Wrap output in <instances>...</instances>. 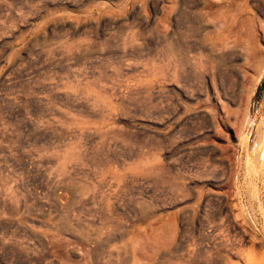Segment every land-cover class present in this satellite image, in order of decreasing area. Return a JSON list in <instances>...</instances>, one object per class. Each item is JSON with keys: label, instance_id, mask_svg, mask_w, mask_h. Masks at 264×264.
Instances as JSON below:
<instances>
[{"label": "rangeland", "instance_id": "rangeland-1", "mask_svg": "<svg viewBox=\"0 0 264 264\" xmlns=\"http://www.w3.org/2000/svg\"><path fill=\"white\" fill-rule=\"evenodd\" d=\"M262 11L0 0V264H264V66L206 104L167 46L249 19L264 57Z\"/></svg>", "mask_w": 264, "mask_h": 264}, {"label": "bare ground", "instance_id": "bare-ground-1", "mask_svg": "<svg viewBox=\"0 0 264 264\" xmlns=\"http://www.w3.org/2000/svg\"><path fill=\"white\" fill-rule=\"evenodd\" d=\"M155 3H158V2L156 1ZM263 14H264V12H263ZM260 20H262V19H260ZM224 23L226 26H222V25H224ZM224 23L222 22L221 25L219 24L220 27H218L216 24H213L216 27L214 28V26H213V29H211L209 31L208 28L206 27V25H203L200 22H196L195 24L193 23L194 25H192L191 28H189L190 29L189 34L192 35L195 38V40H193L191 42H186L184 40V41H181L182 43L178 42L179 44L177 42H176L177 44L171 42L170 39L168 40L169 41L168 45H167L168 46V55L170 56L171 64L174 66V65H176V62H179V64L181 65V71H182L183 66L186 65L187 62L189 63V60H191V59L188 60L189 54L194 53L195 54L194 56H196V55L198 56V57L197 56L196 57L199 60H195L196 57H194L195 58L194 59L193 56H191L194 59V60L192 59L193 62L198 61L197 65H196L197 69H198L197 70L198 74H197L196 70L194 71L195 65H193V64L196 62H194V63L190 62V63L192 64V67H193V71H194L193 73L196 72L195 74H193V75H195V78H196V74L198 75L197 81H199V84H198V82L195 81V78L194 77L193 78L197 84V89H198V85L200 86V91L199 90L198 91L200 92V94H199L200 97L203 98L200 100H202L206 104H207V102H205V101H208L211 98V96L213 97L214 95L217 96V98L222 99V101L227 100V102L232 103V100H234L233 102H236L235 100H236L237 95H238L237 92H238L239 88H241L242 84L245 83L244 81H246L247 78L250 77V76H248L249 72L253 71L256 74H259L260 70L264 66V57L260 56V54L257 53V50H256L254 43H253V37H254V32H255V30H254L255 26H254L253 22L249 19L248 20H240L239 19L238 22L230 23L231 25H227L229 23H226V22H224ZM259 28L263 32V35H264V22L259 23ZM211 33H214V35L216 36V37H213V35H212L213 38H216L215 39L216 41L214 40V43L211 42L212 44H210L208 42L210 44V45H208L207 41H208V37H211ZM213 38H211V39H213ZM191 57H189V58H191ZM188 73H189V71H188ZM188 73H187V75H188ZM189 75H191V74L189 73ZM180 76L182 77V75H180ZM252 76L250 77L251 79H253ZM182 79H184V78H182ZM188 79L189 78H187V80ZM184 82L186 83V79ZM191 84H192V82H191ZM191 89L189 87V90H191ZM197 89H195L194 92H196ZM190 94L194 95L195 93L193 94V92H191ZM237 99H239V98H237ZM201 105H202V103H201ZM201 105H199V107ZM204 108H205V105H204ZM208 115H207L206 111H203V109L199 113V117L201 119V125H200L201 127L200 128H202L203 130H207L209 128V123L211 120L209 121ZM201 132L203 133L202 130H201ZM260 132H261V130H260ZM261 139H262V136H261ZM245 142L246 143H245L244 147L248 148V146H249L248 138L245 139ZM262 142H264V141H262ZM262 150H264V149H262ZM260 152H261V150H260ZM261 154L259 155V157H261ZM249 160L250 159L247 158V162ZM254 164H255V162H254ZM253 166L255 167V165H253ZM249 167H251V166H249ZM258 180H260V179L258 178ZM262 182H263V180H262ZM242 193H243V191H242Z\"/></svg>", "mask_w": 264, "mask_h": 264}]
</instances>
